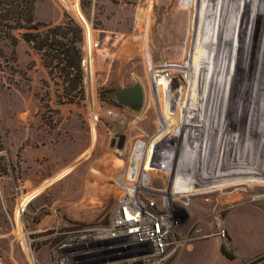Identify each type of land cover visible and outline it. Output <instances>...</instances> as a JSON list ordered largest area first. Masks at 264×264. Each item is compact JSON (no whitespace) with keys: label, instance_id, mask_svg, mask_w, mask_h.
I'll use <instances>...</instances> for the list:
<instances>
[{"label":"rangeland","instance_id":"374dc122","mask_svg":"<svg viewBox=\"0 0 264 264\" xmlns=\"http://www.w3.org/2000/svg\"><path fill=\"white\" fill-rule=\"evenodd\" d=\"M187 3L34 0V23L81 30L79 91L73 82L65 83L58 70L44 66L41 54L22 39L24 30L10 32L16 38L13 43L0 29V264H133L120 260L125 254L113 252L114 245L107 246L115 237L105 236L113 232V213L122 201L174 218L167 237L173 244L160 264H167L191 244L216 238L227 244L223 220L232 207L242 204L264 210L261 176H252L256 181L252 185L199 192L230 179L225 175L230 172L217 157L209 177L205 176L206 169L198 161L204 147L192 131L196 122L178 113L190 105V98L172 113L163 105L164 80L169 78L173 87H182L186 82L182 72L199 62L213 64L217 35L206 36V20L218 25L220 7L206 0ZM237 18L233 51L222 69L227 86L237 85L236 96H240L245 92L244 81L245 86L250 82V73L244 69L247 61L236 51L235 35L241 24L244 45L251 42L244 33L250 18L245 15L242 22L240 12ZM67 36L75 40V35ZM259 38L260 32L254 44L258 42L263 51L255 50L258 61L253 58L254 64H248L253 70L264 58ZM208 42L214 45L212 49ZM263 68L251 78L258 79L259 88L264 85ZM137 84L143 92L139 111L120 98L122 91ZM230 93L228 86L227 98ZM235 109L225 121H236ZM262 118L257 120L259 133L248 127L252 133L242 136L251 144L243 148L242 156L238 152L239 159L247 151L257 158L264 156ZM222 151L226 149L221 146L219 155ZM232 163L233 158L231 167ZM263 165L257 168L264 171ZM63 172L69 177L56 179ZM125 191L130 195L123 199Z\"/></svg>","mask_w":264,"mask_h":264},{"label":"bare ground","instance_id":"6f19581e","mask_svg":"<svg viewBox=\"0 0 264 264\" xmlns=\"http://www.w3.org/2000/svg\"><path fill=\"white\" fill-rule=\"evenodd\" d=\"M182 1H185L186 3L188 2L187 4H190L192 0H182ZM207 2L211 6L216 5L220 7L218 13L219 17L216 20L218 22V25H215L214 23V26H211L210 22L208 21V17L206 20V23L208 22L209 25L208 30L206 31V36L208 37V35L211 34H212L211 36H213L214 32L217 35L215 46L212 44L215 48L213 64L212 66H210V64L204 66V64L200 65L201 62H199L197 67L193 66L187 71L182 72V74H184L183 77L186 79L185 80L186 82L182 83V87L179 86L173 87L169 83L170 81L169 78L164 80L163 88L165 89L166 94L164 98L165 104L163 105L167 107L169 113H172L173 109L179 108L181 106V103L183 104V101L185 103V100L187 98H190V105H188L187 108L186 107H184V109L181 108V111L180 112L178 111V113H182L183 117L185 118L189 117L191 121L196 122V124L194 123L195 125L192 126V131L196 133L194 135L195 136L197 135L196 138L199 141V144L203 145L204 147V152L202 156L198 158V161L199 164L202 165L204 169H206L205 176L209 177L208 175L212 171L216 160H218L219 158L221 159L225 169H227L226 171L229 170L230 172L229 174L228 173L225 174V175H230V179H223L222 181H218V183H214V184L211 183V185H207L206 187L200 189L199 192L212 191L215 189H219L220 187L224 188V187L238 186L241 184L250 185L254 180L252 178V176L254 175L261 176L258 177L262 180L259 183L263 184L264 171H262V169L260 168L262 171L260 172L259 171L260 169L257 167L263 165V164L260 165V163L264 161V156L262 158H257V154L255 155V151H254L255 156H253L251 151L245 152L244 159L242 160L239 159L238 156L239 154L240 156H242L241 151L243 150V148L251 144L250 140H247L246 138H242V136L246 137V135L251 134L252 132L259 133L261 131V126H260L261 122L258 121L260 122L259 124L257 120H259L258 119L259 117L260 118L263 117L262 119H264V105H263L264 85L263 87L260 86L259 88V84H258L259 82H257L258 79L255 78L257 79L255 80L256 82L254 80L252 81L251 79L255 74V72L257 74V71H260V69L262 70V68L264 67L263 56H261L262 60L261 61L259 60L260 63H258V65L256 64L255 61V64L257 65V67H259L258 69L253 70V68L248 66V64L250 63L254 64L253 58L257 60L256 59L257 55L255 50L263 51V49L261 48L262 46L260 47L258 45V42L256 44H254V42L258 40V35L260 32L262 39L259 38V40H261V42L264 43V0H206V3ZM226 9H229L230 14L227 13ZM222 12L224 13L226 12V15L224 14L225 17L224 15L223 16L221 15ZM239 12H240V20L242 22L245 19V18L243 19V16L245 17L246 15L248 19L250 18L248 20L249 25L248 27L246 26L247 28L244 31V33L246 34L247 40L250 41L251 44L248 43L246 46L244 45V40H242V35H243L242 32H243L244 24H241L240 26L241 28L239 27L237 28L238 32L235 35L237 41L236 43L237 44L236 51L238 53L237 55H239V52H241L240 58L245 59V61H247L246 63L247 67H245L244 69L246 70L245 74H247L248 71L250 73V82H248L249 80H247L248 85L245 86L246 81H244V83L242 84L244 87L242 88L245 90V92L244 94L241 93L240 96L239 95L236 96L238 91V88L236 87L237 83L235 84L236 86H233L231 84L228 85L231 89V93L228 94L229 97L227 98L226 87L228 86L225 81V78L227 77H225V69L223 71L222 68L229 63V57H231V53H232V52L230 53V50L233 51L231 47L232 46L231 43H232V38L234 37L235 34L234 33L235 26H238L237 15L239 14ZM225 26H226V30H225ZM88 42L89 41H87V43ZM208 45H210L209 42ZM212 45H210L211 49H212ZM246 50L248 51L250 50V51L248 52L249 55L247 56L248 53L245 54L246 57L244 58L243 54L246 52ZM205 51L207 52V50ZM256 76L259 77L258 75ZM223 77L225 78L223 79ZM263 80L260 79V82ZM238 86L241 87V83H239ZM171 90L175 94L169 96L167 92L169 93ZM227 102H230L229 105L230 110L228 111V113L226 110ZM232 109H235L234 116L236 118V121L230 123L229 121L227 122V119L225 121V116L229 114L233 115ZM161 124L164 127L166 125L165 121L162 122ZM186 124L189 125L190 124L189 121L188 122L184 121V125ZM257 125L260 126L258 129H257L258 127ZM248 127L250 128L253 127L255 131L252 132L249 131ZM217 131H220L221 134L218 135ZM246 131L248 132L247 134L245 133ZM226 143L228 144L227 147H226L227 145ZM221 146L223 150L226 149V152L222 151L221 155H219V149ZM231 158H233L232 167L230 165ZM71 168L72 167H69L68 169L70 170ZM64 174L65 172L61 173L59 176L56 177V179L63 176ZM189 192H195V189L189 190ZM35 195L36 193L32 194L31 196L36 197ZM124 195H130V194H128L127 191H125L123 192L122 196ZM127 218L131 219L129 215Z\"/></svg>","mask_w":264,"mask_h":264},{"label":"trees","instance_id":"16d2710c","mask_svg":"<svg viewBox=\"0 0 264 264\" xmlns=\"http://www.w3.org/2000/svg\"><path fill=\"white\" fill-rule=\"evenodd\" d=\"M33 10L34 0L0 2L1 31L15 43L16 38L10 32L24 30L22 39L41 54L44 66L50 71L58 70L65 83L73 82L74 89L81 90L82 52L78 47L82 40L81 30L69 25L52 26L41 22L34 23ZM68 34L75 35V40H69ZM221 253L229 259L233 258L224 246L221 247Z\"/></svg>","mask_w":264,"mask_h":264},{"label":"crops","instance_id":"0c3cea01","mask_svg":"<svg viewBox=\"0 0 264 264\" xmlns=\"http://www.w3.org/2000/svg\"><path fill=\"white\" fill-rule=\"evenodd\" d=\"M223 227L227 244L220 238L191 244L167 264H264L263 209L236 205L227 212ZM222 246L231 252L232 259L221 253Z\"/></svg>","mask_w":264,"mask_h":264},{"label":"built area","instance_id":"2783aa9c","mask_svg":"<svg viewBox=\"0 0 264 264\" xmlns=\"http://www.w3.org/2000/svg\"><path fill=\"white\" fill-rule=\"evenodd\" d=\"M128 196L122 197L126 199ZM149 205L153 203L149 202ZM128 215L131 219L127 218ZM174 225V218L169 215L154 214L145 206L122 201L113 213V232L105 235L115 237L116 240L107 246L111 248L114 245L113 252L125 254L119 256L120 260L131 261L133 264H160L168 257V249L173 244L167 237Z\"/></svg>","mask_w":264,"mask_h":264},{"label":"water","instance_id":"95a60500","mask_svg":"<svg viewBox=\"0 0 264 264\" xmlns=\"http://www.w3.org/2000/svg\"><path fill=\"white\" fill-rule=\"evenodd\" d=\"M120 98L124 101L130 108L135 111H139L143 102V92L141 87L137 84L133 87L126 89L121 92ZM123 142V136L120 137L118 148L121 147Z\"/></svg>","mask_w":264,"mask_h":264}]
</instances>
